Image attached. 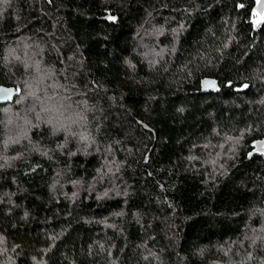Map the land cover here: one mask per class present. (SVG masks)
I'll list each match as a JSON object with an SVG mask.
<instances>
[{"label": "trees", "instance_id": "trees-1", "mask_svg": "<svg viewBox=\"0 0 264 264\" xmlns=\"http://www.w3.org/2000/svg\"><path fill=\"white\" fill-rule=\"evenodd\" d=\"M255 2L0 0V264H264Z\"/></svg>", "mask_w": 264, "mask_h": 264}, {"label": "water", "instance_id": "water-1", "mask_svg": "<svg viewBox=\"0 0 264 264\" xmlns=\"http://www.w3.org/2000/svg\"><path fill=\"white\" fill-rule=\"evenodd\" d=\"M253 10L257 15H262L264 11V0H256ZM201 93L215 92L218 89L217 81L211 78H204L200 80ZM4 90H11V98H7ZM18 94V90L12 86L0 85V104L10 103ZM252 150L248 153V157L253 153H260L264 156V138L253 141Z\"/></svg>", "mask_w": 264, "mask_h": 264}, {"label": "rangeland", "instance_id": "rangeland-1", "mask_svg": "<svg viewBox=\"0 0 264 264\" xmlns=\"http://www.w3.org/2000/svg\"><path fill=\"white\" fill-rule=\"evenodd\" d=\"M148 38H150V39H152V40L154 39V40L156 41L157 35H155V33H149V37H148ZM159 54H161V53H158V54L155 53V54H153L152 56L156 57V56H158ZM20 105H21V103H20ZM32 106H34V105L32 104V102H29V103H28V107H29V108L27 109V111H29V109H30ZM10 121H11V120H10ZM13 125H14V124H13ZM77 136H79V135H77ZM250 236H252V235L249 234V235H247L246 237L250 239V238H251Z\"/></svg>", "mask_w": 264, "mask_h": 264}, {"label": "snow or ice", "instance_id": "snow-or-ice-1", "mask_svg": "<svg viewBox=\"0 0 264 264\" xmlns=\"http://www.w3.org/2000/svg\"><path fill=\"white\" fill-rule=\"evenodd\" d=\"M257 23H259V22H257ZM4 91L7 94V98H11V90H4Z\"/></svg>", "mask_w": 264, "mask_h": 264}]
</instances>
